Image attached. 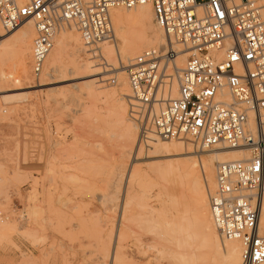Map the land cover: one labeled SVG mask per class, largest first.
<instances>
[{"label":"rangeland","instance_id":"374dc122","mask_svg":"<svg viewBox=\"0 0 264 264\" xmlns=\"http://www.w3.org/2000/svg\"><path fill=\"white\" fill-rule=\"evenodd\" d=\"M157 26L131 22L120 39L134 42L142 27V35L164 37L170 46ZM63 28L77 32L72 24ZM70 47L51 49L40 78L31 74L30 55L0 62V212L7 217L0 216V264H113L117 251L134 263L156 264L151 249L165 244L160 235L171 230L165 222L180 214L196 229L204 196L199 172L166 174V159L139 140L128 95L126 110L113 89L120 71L101 58L100 73L86 76L83 65L90 55L101 56L103 43L78 54ZM68 68L77 71L70 75ZM174 141L198 149L195 158L208 154L187 138ZM205 257L189 263L209 264Z\"/></svg>","mask_w":264,"mask_h":264},{"label":"built area","instance_id":"2783aa9c","mask_svg":"<svg viewBox=\"0 0 264 264\" xmlns=\"http://www.w3.org/2000/svg\"><path fill=\"white\" fill-rule=\"evenodd\" d=\"M141 4L151 5L155 23L189 55L178 69L171 46L148 48L127 65L128 115L139 140L187 138L207 149L246 148L247 156L215 164L208 205L219 235L241 243V263L260 264L264 5L258 0H24L20 7L17 0H0V27L12 29L30 15L35 32L30 71L40 78L54 36L65 25H74L87 51H94L112 39L111 9ZM20 217L27 219L24 212Z\"/></svg>","mask_w":264,"mask_h":264},{"label":"bare ground","instance_id":"6f19581e","mask_svg":"<svg viewBox=\"0 0 264 264\" xmlns=\"http://www.w3.org/2000/svg\"><path fill=\"white\" fill-rule=\"evenodd\" d=\"M262 1V3H260L259 1L258 2L261 5H264V0ZM17 2L20 7L24 5V0H17ZM262 8L264 9V6ZM110 21L111 24L113 21L116 26L117 35H115L114 33L112 24V32L114 37L116 36V39H120V37L122 38V35L127 30V26L131 22L137 21L138 24L142 27L149 26L152 28L154 15L150 4H141V6H134L128 9H111ZM142 27V31H145V28L143 29ZM157 29L167 38L170 46L177 52L175 66L176 68L180 69V66H182V64L184 65L185 59L189 55V49L185 47L182 48V45H180L177 49L174 48L172 46L173 40L168 39L160 26H157ZM142 31H140L141 35L139 36V38H137L135 41L133 40L134 42H132V40L131 42H128V40L125 41V39H120V42L116 40L112 41V39L104 40L103 42H101L103 43V52L101 56H95L94 54H92L90 55L91 59H89V61L85 62V64L83 65V70L85 71L84 73L87 77L91 76L94 73L95 75H98L100 73L101 67L96 65L98 64V61L101 60V58L105 60L109 65L113 66L115 71L121 72L119 74H116L113 78V89L118 94L119 101L122 105L125 106V109L127 107L123 99V95H129L130 90L127 77L122 71H124L123 68H125V66L128 64L127 62H130L131 59H133L137 54L145 49L170 47L165 42L164 37H160L155 34L152 39H148L145 33H143L142 35ZM56 34L54 36V39L56 37ZM58 35L60 37L56 39V45L54 46V48H52L53 51L62 52L64 51V49H70L71 44L75 45V48L73 50L76 51L77 54L85 50L86 47L83 45L78 31H67L62 28ZM34 36L35 32L33 20L30 15H28L19 26L7 30V32L0 31V62L6 59L15 58L16 56L22 57V55H30L32 40ZM118 61H120V65ZM76 71L74 68H68V74L70 75L75 74ZM175 95L176 83L173 82L171 96ZM225 99L230 100V96L227 92H225ZM169 141L170 142L167 141L165 143L160 138H154V140L147 142L148 145L152 148L153 152L159 154L160 159H166L164 162L166 166V174H171L174 169H177V175L180 177H185L187 176L190 167L196 168L199 172L198 179L201 181L204 196L201 205L202 207L199 206L201 212H199V216L197 215L195 231H192L188 226L184 225V223L188 225L189 221L185 222L187 221L185 220L187 219V217L183 219L179 213H177L179 214L178 217L175 216L172 220H168L167 222H165L166 226L168 227L167 230L171 229L170 232L165 231L166 233L161 234V237L159 236L162 240H166L165 244L162 246L157 245L158 247H152L151 249L156 251L157 255L159 256V258L156 259V264H162V262H165V264H190L189 260L193 261L196 258L202 260L203 258L204 261L205 256L209 264H242L241 243L235 239L221 238L211 220L207 200V190H213L215 187V164L217 162L241 159L248 155V151L246 150V148L242 147L227 148L223 145H216L210 149L203 148V151L209 150L204 151L208 152V154L203 153L204 155H202L201 157L197 155L198 158H195V153H198V149L195 151L193 149V146L184 145L181 141ZM215 148H226L228 150L223 151L224 154L210 151ZM202 150L201 152H203ZM239 150H242L243 152L238 153L237 151ZM181 154H187L191 157H186L182 160L173 158ZM261 203L262 209L260 214V230L262 233H264V187L261 193ZM184 212L188 211H183L182 214ZM182 220L185 221L183 222ZM182 225H184L185 227H181ZM117 252L112 253L111 257L113 264H137L127 258L120 256V254ZM217 255L221 256V260L217 259ZM260 264H264V261Z\"/></svg>","mask_w":264,"mask_h":264}]
</instances>
